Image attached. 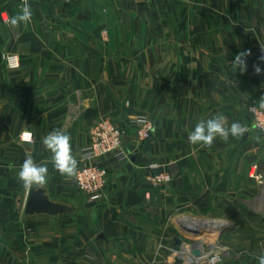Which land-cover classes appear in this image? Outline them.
Masks as SVG:
<instances>
[{"label": "crops", "instance_id": "1", "mask_svg": "<svg viewBox=\"0 0 264 264\" xmlns=\"http://www.w3.org/2000/svg\"><path fill=\"white\" fill-rule=\"evenodd\" d=\"M28 3L30 21L13 28L23 4L0 0V264H178L170 253L186 236L182 224L203 223L192 217L226 226L230 256L221 264H259L264 134L252 129L249 107L264 97V0ZM241 51L251 53L245 72L231 63ZM10 53L18 70L5 65ZM218 114L247 131L210 148L190 144L195 124ZM141 116L154 124L146 141L136 134ZM100 118L126 130L129 159L99 161L108 186L92 201L56 171L42 140L57 128L69 134L79 169ZM26 156L47 163L42 188L72 211L25 212L38 189L17 179ZM152 163L169 184L151 186Z\"/></svg>", "mask_w": 264, "mask_h": 264}, {"label": "built area", "instance_id": "2", "mask_svg": "<svg viewBox=\"0 0 264 264\" xmlns=\"http://www.w3.org/2000/svg\"><path fill=\"white\" fill-rule=\"evenodd\" d=\"M20 2L23 4V0ZM5 65L9 70H18L21 67V59L17 54H7ZM249 114L252 129L264 134V97L251 103ZM135 124L137 138L140 141L148 140L154 130L153 122L141 116L135 120ZM125 132L126 130L107 118L98 119L90 129L89 143L81 150V159L84 164L78 169L74 182L77 189L92 201H99L108 186V170L100 166L99 161L108 157L117 161L129 159V155L123 149ZM26 134L28 133L22 134V140L31 142L32 134L30 133L31 138L28 140L25 139ZM253 166L257 168L256 164ZM148 168L155 172L148 178L151 186L159 187L172 181L168 173L158 171L161 168L159 164L152 163ZM203 250L196 248L195 245L182 244L172 249L171 253L182 264H219L226 255L224 246H215L209 253Z\"/></svg>", "mask_w": 264, "mask_h": 264}, {"label": "clouds", "instance_id": "3", "mask_svg": "<svg viewBox=\"0 0 264 264\" xmlns=\"http://www.w3.org/2000/svg\"><path fill=\"white\" fill-rule=\"evenodd\" d=\"M31 6L28 0H23L20 12L11 17L9 25L13 28L20 24H27L31 19ZM250 51L239 52L231 62L236 71H247V57ZM264 61V57H261ZM256 74H261L262 69L259 64L253 65ZM247 131L246 127L239 122H232L229 126L223 114H218L207 120L198 121L194 128L188 133V142L192 145L210 148L217 137L225 143L229 136L239 137ZM31 138V134L25 135V139ZM45 148L52 154V163L56 171L63 177L73 178L77 174L79 162L72 153L71 136L57 128L49 132L42 140ZM9 169L14 168L13 164L8 165ZM17 179L26 190L34 187L42 188L48 179L47 163L41 161L37 163L31 156H26L17 172ZM259 264H264V254L259 258Z\"/></svg>", "mask_w": 264, "mask_h": 264}, {"label": "water", "instance_id": "4", "mask_svg": "<svg viewBox=\"0 0 264 264\" xmlns=\"http://www.w3.org/2000/svg\"><path fill=\"white\" fill-rule=\"evenodd\" d=\"M94 203L95 202H91L90 204H87V206H92ZM70 211H72V208H70L69 206L51 201L50 198L46 195L45 189L43 188L31 190L25 206V212L28 215L46 214L51 216H58ZM182 229L185 233L190 232L199 234L202 232L201 229L195 228L186 223L182 224Z\"/></svg>", "mask_w": 264, "mask_h": 264}, {"label": "rangeland", "instance_id": "5", "mask_svg": "<svg viewBox=\"0 0 264 264\" xmlns=\"http://www.w3.org/2000/svg\"><path fill=\"white\" fill-rule=\"evenodd\" d=\"M191 219H196L198 221L203 220L204 226H203V229H201L202 232L199 234L190 233V232L186 233L185 238H183L181 240V242L177 244V246H180L182 244L195 245L196 248H198L200 250L204 249L203 251L208 252V253L215 246H224L225 250H226V255H225L224 259L222 260V262L225 261L226 259H228V257L230 256V250L226 249L227 247L221 241V236L223 234V231H225L226 226H224V224H223V226L221 228L211 230V229L205 228L206 226H208L207 220H212V221H219V220H215L212 218H194V217H192ZM219 222H221V221H219ZM184 223L188 224V221L187 222L184 221ZM170 254H171V258H174L173 260L176 263L182 264V262L180 260L176 259L172 255V253H170ZM222 262H220L219 264H221Z\"/></svg>", "mask_w": 264, "mask_h": 264}, {"label": "bare ground", "instance_id": "6", "mask_svg": "<svg viewBox=\"0 0 264 264\" xmlns=\"http://www.w3.org/2000/svg\"><path fill=\"white\" fill-rule=\"evenodd\" d=\"M185 221L186 222L188 221V225H190V226H193V227L198 228V229H203L204 224L202 222L201 223H198V222L191 223L190 220H185ZM217 227H218V225H215L213 222H208V226H206L205 228L214 230V229H217Z\"/></svg>", "mask_w": 264, "mask_h": 264}]
</instances>
